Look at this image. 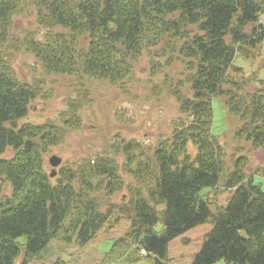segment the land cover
Masks as SVG:
<instances>
[{"label":"trees","instance_id":"1","mask_svg":"<svg viewBox=\"0 0 264 264\" xmlns=\"http://www.w3.org/2000/svg\"><path fill=\"white\" fill-rule=\"evenodd\" d=\"M27 6L36 9L43 35L15 34ZM263 14L264 0H0V157L14 152L0 159V175L13 189L0 201V264H15L22 253L39 255L62 232L69 243L86 246L115 216L130 221V242L152 264H169L170 243L210 219L213 229L193 264H264V189L247 176L246 156L227 169V152L212 132L213 98H226L240 120L235 139L264 150V90L243 93L244 82L231 73L242 71L237 57L249 60L248 51L263 45ZM163 45L190 61L184 88L165 81L182 116L149 156L137 139L117 135L113 151L131 176L128 199L113 200L125 182L119 161L108 154L63 168L53 180L44 153L82 129L83 102L71 98L57 122L20 125L44 90L19 78L15 56L32 54L49 74L123 88L145 50ZM191 141L195 158L188 154ZM221 185L233 195L214 213L202 192Z\"/></svg>","mask_w":264,"mask_h":264},{"label":"rangeland","instance_id":"2","mask_svg":"<svg viewBox=\"0 0 264 264\" xmlns=\"http://www.w3.org/2000/svg\"><path fill=\"white\" fill-rule=\"evenodd\" d=\"M25 2L27 4L29 0ZM36 13L34 7L27 6L17 19L15 34L22 37L28 31H37L43 35L46 30L38 27ZM260 23L264 26V14ZM169 46L172 47L173 42ZM165 50V45L161 49L145 50L135 64L134 74L123 88L102 81L91 82L86 77L49 74L32 54L21 52L15 56L13 66L19 78L27 83L40 84L44 90V96L32 102L28 117L22 119L20 125H43L50 118L55 121L58 113L67 109L71 98L83 102L82 129L69 132L63 144L44 153L49 175L53 170L50 159L54 155L63 159L57 168L58 176L63 168L74 169L85 160H95L100 154H108L119 161L120 174L125 182L124 190L116 194L113 200L122 204L128 199L127 186L131 176L123 171L125 158L113 151V147L121 141L117 135L137 139L144 148V155L149 156L159 139L171 138L174 122L182 116L175 96L167 94L169 89H165V81L173 85L182 82L184 88L190 73V61L179 55L177 50L171 51L169 47L167 52ZM248 53L249 60L241 56L236 59L235 66L242 71L231 72L236 81L244 82L243 93L264 90V43L258 50H249ZM168 61L170 65H167ZM156 83L161 85L162 91L157 89ZM213 112L212 132L227 152V169L233 167V159L246 156L249 160L247 176L254 177L255 183L264 189V150L254 149L246 140L235 139L240 120L230 113L226 98H213ZM197 153L198 148L191 141L188 154L195 158ZM13 156V150H9L0 159H11ZM52 179L56 180V176ZM12 191L11 185L0 175V201L10 197ZM202 194L209 195L211 210L216 213L227 206L233 190L221 185L214 190L206 189ZM100 196L105 198L104 194ZM114 218L86 246H79L76 239L69 243L63 238L65 233L62 232L39 255L27 258L22 253L15 264H152L151 259H141L145 254L143 251L139 253L130 242L127 236L130 221L123 217ZM213 226L210 219L174 239L168 249L169 264H193ZM157 230L161 231L162 226L159 225Z\"/></svg>","mask_w":264,"mask_h":264},{"label":"water","instance_id":"3","mask_svg":"<svg viewBox=\"0 0 264 264\" xmlns=\"http://www.w3.org/2000/svg\"><path fill=\"white\" fill-rule=\"evenodd\" d=\"M32 145V142L27 141L26 142V149H29ZM63 159L61 157H58L56 155L52 156L50 159V165L53 167L51 177L57 176V168L62 164Z\"/></svg>","mask_w":264,"mask_h":264}]
</instances>
